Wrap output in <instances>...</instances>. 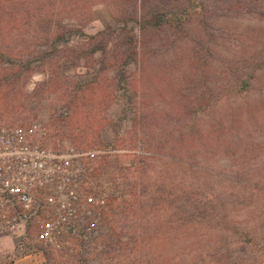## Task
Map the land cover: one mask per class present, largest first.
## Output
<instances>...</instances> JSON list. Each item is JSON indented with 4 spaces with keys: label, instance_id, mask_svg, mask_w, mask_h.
<instances>
[{
    "label": "rangeland",
    "instance_id": "1",
    "mask_svg": "<svg viewBox=\"0 0 264 264\" xmlns=\"http://www.w3.org/2000/svg\"><path fill=\"white\" fill-rule=\"evenodd\" d=\"M248 1L255 13L234 12L228 9L227 0H209L212 40L192 19L184 41L163 46L168 36L177 38L163 33L149 46L140 45L139 58L145 57V62L130 64L122 71L129 94L126 83L120 81L121 69L113 66L114 58L105 68L97 62L100 55L94 60L82 59L75 67L64 66L66 53L76 49L70 47L83 43L86 36L121 26L115 19L113 0L49 4L47 18L58 15L63 25L82 31L55 43L56 49L46 43L47 31L36 25L39 5L31 10L34 17L20 11L6 15L9 24L0 35V125L41 123L50 129L53 141L80 149H110L112 154L97 161V173L119 183L124 196L108 207L95 241L85 246L73 243L61 253L45 249L26 258L28 264H139L144 260L145 264H232L254 255L264 258V241L259 239L264 231V191H260L264 186V0ZM12 2L0 0L8 9ZM135 33L139 43L144 41L138 29ZM207 41L210 71L219 74L214 84L239 82V74L242 78L254 74V78L247 93L224 98L214 114L218 119L229 114L233 120L232 129L225 122L231 131L229 144L222 147L225 151L221 148L215 157L212 151L205 155L211 159L207 166L218 174L210 176L212 180L229 189L223 198L227 208L213 212L217 219L227 217L229 228L223 222L225 229L211 222L196 231L181 223V200L176 210L152 211L150 204L156 184L162 190L173 187L174 195L179 196L183 189L200 193V177H209L200 171V164L205 165L200 159V142L193 144L190 137L193 130L200 133V116L192 124L191 110L200 97L198 49L200 42ZM18 62L29 65L28 69L20 68ZM259 63L263 66L253 73ZM143 115L148 120L142 127L139 120ZM211 116L204 122H210ZM183 136L186 142H180ZM160 144L164 147L157 152ZM138 149L145 155L140 164L133 165L130 152ZM173 154L181 162L172 159ZM193 212L200 216V210ZM8 237L12 247H2L5 258L14 255L18 241L15 235ZM139 241L147 245L141 246Z\"/></svg>",
    "mask_w": 264,
    "mask_h": 264
},
{
    "label": "trees",
    "instance_id": "2",
    "mask_svg": "<svg viewBox=\"0 0 264 264\" xmlns=\"http://www.w3.org/2000/svg\"><path fill=\"white\" fill-rule=\"evenodd\" d=\"M12 6L10 9L4 7L3 4H0V35L5 28V24H9V20H6V15L8 13H14V11H20L24 14L34 17L31 11L36 5H39L40 16H36V25L41 27L42 32H46V43L56 49L55 43L62 40H67L66 38L71 37L72 35L82 34L81 28L77 26H65L62 24V18L57 15V18H47L49 15L48 5L53 3H61L65 0H23L22 3L12 0ZM75 0H69L70 3ZM211 1V0H210ZM229 3L230 10L234 12L246 13H255V9L252 7L251 2L248 0H227ZM114 5L117 8L115 19L121 23V26L118 29H113L108 27L107 29L101 30L95 35L86 36V39L83 43L69 49L68 58L64 61V66L67 68L77 66L82 59L94 60L97 55H100L97 62L103 66V68L110 66L109 62L111 58H114V67L121 69V82H125L124 85L126 92L129 94V85L126 75L122 72L130 64H137L145 62V57H140V52L138 51L139 46L147 47L151 43L155 42V39L161 37L163 33H171L170 35H176V39H171L172 36H168L163 46H168L169 42L177 44L179 41H184L189 33L187 32V26L191 23L192 19L198 21L200 31L203 35H207L209 40L213 39V33L211 30L212 21H211V10L209 0H113ZM19 4V5H18ZM43 13V14H42ZM42 14V15H41ZM42 25V26H41ZM29 27H31V21L29 20ZM138 29L140 35H143L144 41L139 43V39L135 30ZM212 34V35H210ZM150 37L146 41V36ZM169 39V41H168ZM206 43L200 42V97L195 99L193 104V110H191V123H195L197 118L200 116V133L196 130L191 131L190 137L191 142L198 143L200 142V159H204V164H200V171L203 174V171L206 172L207 178L200 177V193L193 191L191 189H183L181 195H174L173 187L168 190H162L161 185L156 184L154 194L151 197L152 203L150 204V209L157 211L159 209H171L177 208V202L182 201L180 206L183 208L182 220L181 223L183 226H186L187 230H196L200 226L215 223V226H220L222 229L229 228V222L227 217H221L217 219V216L213 214L217 208L225 210L227 204L225 195L229 189L217 186L215 180H212L211 177H217L216 170L209 168L211 159H206L205 157L207 151H212L210 154L216 156L218 151L222 147H226L229 144V136L231 131L229 130L230 124L233 120L230 118L229 114L225 119H218L214 116L217 112V109L222 106L224 98L227 100L234 94L244 95L247 93L251 87V80L254 78V74L247 75V77L242 78L239 74V82L233 84L229 83L225 86L218 87L214 84V78L217 77L218 73H212L210 71V58L211 51L206 47ZM3 46V42H0V47ZM34 53H32L33 55ZM31 55V56H32ZM71 55V57H69ZM147 60V59H146ZM264 62V59H263ZM20 68L28 69L29 65H25L23 62H18ZM23 63V64H22ZM17 65V63H12ZM263 63H259V67L254 68L253 73L260 69ZM229 67V66H228ZM245 69V67H242ZM241 68V69H242ZM225 75L228 76L230 73ZM1 88V81H0ZM136 96V91L134 92ZM131 101L132 95H129ZM141 101H146L145 94H142ZM227 102V101H225ZM212 115L210 122H204L205 117ZM148 117L143 115L139 122L141 126L147 124ZM225 122L229 124V127H225ZM231 122V123H230ZM209 125H205V124ZM232 129V127L230 128ZM186 137H182L180 142H186ZM186 145V144H185ZM163 145H158L156 147L157 152H161ZM224 148H222L223 150ZM225 151V150H223ZM214 152V153H213ZM226 157H229L226 155ZM172 159L179 161L180 159L176 154L172 155ZM181 162V161H179ZM176 165L177 162H174ZM211 176V177H210ZM260 191H264V186H260ZM256 188V187H255ZM232 191V189H231ZM194 210H200V216L194 214ZM221 222L225 225L223 228ZM225 222V223H224ZM228 222V223H227ZM172 223L173 219H172ZM237 234L239 233L238 228L233 229ZM247 238L250 237L245 232ZM252 238V237H251ZM261 241H264V231H262L260 238ZM252 241V239H250ZM141 246H145V241H139ZM145 249V247H142ZM258 250V249H256ZM264 251V250H263ZM147 263L146 260L140 261L139 264ZM136 264V263H135ZM149 264V261H148ZM182 264V263H181ZM232 264H264L263 255L250 258H245L242 260H236Z\"/></svg>",
    "mask_w": 264,
    "mask_h": 264
},
{
    "label": "built area",
    "instance_id": "3",
    "mask_svg": "<svg viewBox=\"0 0 264 264\" xmlns=\"http://www.w3.org/2000/svg\"><path fill=\"white\" fill-rule=\"evenodd\" d=\"M112 153L53 141L41 123L0 125V241L18 238L14 255L0 251V264L99 238L108 207L124 197L97 173V161ZM130 154L138 165L145 152Z\"/></svg>",
    "mask_w": 264,
    "mask_h": 264
},
{
    "label": "crops",
    "instance_id": "4",
    "mask_svg": "<svg viewBox=\"0 0 264 264\" xmlns=\"http://www.w3.org/2000/svg\"><path fill=\"white\" fill-rule=\"evenodd\" d=\"M10 239L11 238H9L8 236L7 237H3L2 239H1V241H0V251L2 252V247L4 248V249H10L11 247H12V243H11V241H10ZM33 255H31V256H27V257H24L25 259H23L22 261H15V262H13L12 264H28V262L27 261H25V260H27L26 258H28V257H32ZM5 264H7V263H5Z\"/></svg>",
    "mask_w": 264,
    "mask_h": 264
}]
</instances>
